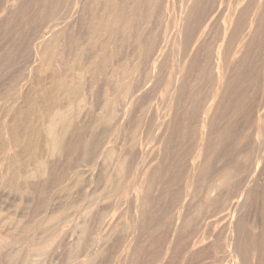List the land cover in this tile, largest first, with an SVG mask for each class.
<instances>
[{
	"label": "bare ground",
	"instance_id": "obj_1",
	"mask_svg": "<svg viewBox=\"0 0 264 264\" xmlns=\"http://www.w3.org/2000/svg\"><path fill=\"white\" fill-rule=\"evenodd\" d=\"M9 1L4 2V5ZM11 1L9 2V6L12 10H8L11 12L10 17L7 18L8 16L5 15L7 18H5V21H3V17H0L4 22V26L1 24L2 28H11L8 25L16 21L14 18L16 16L20 18L19 21L17 20L20 26L26 27L34 20V14L38 10H40L38 13L41 12L40 17H44V20H46L47 16H50L51 20L55 21V23L52 27L50 26L51 30L47 35L43 34V32H36L38 34L36 35L33 29L34 32L31 35H35V38H32L34 41L30 39L31 36L27 39L28 42L32 41L28 44L30 45V51L32 50L33 53H31L32 51L26 53L33 54V58L41 62L42 65H37V62L36 66L33 61V65H35L34 69H29V71L26 69L27 72L22 76L7 78L5 73L8 72L7 66H10L8 61L12 60V58L9 59L10 56H8V53H5L6 55L4 54V58L0 57V78H2L0 79V81L2 80V85L0 84V188L3 187L5 190L7 189L22 194L23 198L21 195L19 196H21L23 199L22 202H24L25 194L33 193L40 188L41 184L43 185L47 181H50V183L60 182L65 188L66 186H77L78 190L76 191H78V194L76 195L79 197V202L76 201L77 207L76 205L75 207L78 210L76 215H79L77 219L80 217V221L78 220V222L76 219L77 224L75 225L76 228H74L77 229L74 230V235L76 236L69 246V248L78 250V255L75 254L77 258L74 257V259H77L76 264H102V260L108 257H110L109 264H143L145 262L142 261L148 250L154 249L152 246H155L157 250L151 256L150 253L148 259L147 257L145 258L146 264H172L170 261L174 259L173 256L178 251L176 250L178 240L184 241V239L180 240V238H182L183 229L186 227L185 225L191 221L190 214L192 211L190 210L195 205V200L199 196H204L208 200L206 202L214 206L213 208H215L214 211L216 212L214 214H220V217L222 216V219L224 218V220L220 218L224 226L220 233L218 231L221 229L215 231L219 233H217L218 237L214 235L216 238L212 235L213 233H209V228H206L208 232H203L205 234L201 235V238L199 237L201 231L197 230V233L200 231L198 237L199 240L201 239V245L195 244L199 245L198 247L196 246L198 250L194 252L196 247L194 250L192 248L193 246L191 248L187 247L186 253H179L180 257L182 255L184 258L185 254H188V248L192 249L196 253L195 256L198 257L197 252L200 254V250L203 248L201 247L199 249L202 246V241L210 240L208 246L206 245L204 248L208 247L207 251H211L212 260L214 259L212 262L214 264H224V262L229 264H264V213L260 215L259 226L257 224L260 228L257 235H255V232L254 234L251 233V227L254 222L252 221L253 223L250 226L246 224L252 214L251 209L254 203L256 205L257 203L259 204L257 201H260L261 208L264 207V185L260 186L264 184V177H262L264 174V63L259 65L261 67L259 73H253L255 75L257 74L256 76L260 74V78L259 76H255L256 79L259 78L258 81L256 80V83H254L253 81L255 80H252L255 85L259 83V87L255 86L253 88L257 90V93L260 90V97L263 99H260V108L257 111L255 110L256 113L253 112V115L250 112L254 117L251 115V118H247V120L252 119L250 128L253 129L251 126H254V134H252L253 131L249 132L250 130H248L247 133H251L248 134L252 137L250 136L249 140L245 142L246 145L241 147L239 145H242V143L238 144L236 147H241L239 150L234 147L235 152L237 150L236 154L234 153V160L229 159L232 157L223 159L224 156L220 150L221 147L225 148L223 145L232 141L235 135L241 130L235 131L233 128V137L232 133L228 135L230 133L227 132L228 130H222L225 127L230 131L232 130V128H228V126H231V121L229 125L227 124L225 126L230 120V117L223 124L227 119L224 120L225 116L222 117L220 115L226 108L228 110L231 103V106L234 107V99L231 103L229 99H232L231 94L233 96L236 94L235 91L232 93L234 87L231 89L229 84L231 80L227 83L226 77L228 78L230 76L233 68L237 73L238 71L241 73L246 70L249 72V65L247 64L251 62L248 60L251 58L249 56L252 53L254 55L256 54V57L257 53L260 52L257 57L262 56L261 50L257 48L260 47V44L263 47L264 0H245L243 2H241L242 0H236L235 2L238 1L241 4L238 5L236 3L238 5L235 10L236 15H233V19L231 18L232 21L229 19L231 24H228L229 27H225L224 31L221 30L222 28L220 30L219 28H215L214 24L216 23L211 24L209 22L215 19L216 16L211 19L214 15L212 8L210 11L213 13L210 14V17L208 16L209 20L208 17L206 19L207 21L202 20V16L207 12L205 10L207 6L211 7L209 4L207 5L209 0H180L179 8H176L177 10L172 9L174 10L173 13L169 8L170 4H165L167 3L166 0L164 4L162 3L163 0L161 2L162 4L158 3L157 0H103L109 6V11L107 8L109 14L104 13L106 16H102L101 13L103 12L100 9L101 15L97 13L100 17L102 16L100 19L97 15L100 21L96 18V13H93L94 10L98 11L99 9H92L90 7L91 4L89 5V12L92 15L91 17H93V14H95V17L90 20L88 13H85L86 5L88 2L91 3V0H78L77 11H75L76 13L74 15L72 14L75 9V2L71 0H63L62 2L60 0H30L33 3V10L31 9V13L29 12L30 17L28 19H25V16H23L24 12L22 13V9H28L25 4V8H23L22 0H19V2L15 1V3H11ZM175 1L178 2V0ZM214 1L216 2V0ZM256 1H258V4H256ZM98 2L102 1L98 0ZM103 3L99 6H102ZM172 4L171 6H173ZM216 6V14H219V12L223 15L226 14L224 11L221 13L224 7L223 0ZM233 6L232 4L231 8ZM56 7H58L57 11ZM94 7L96 6L94 5ZM91 9L93 10V14H91ZM102 9L104 12L106 11L104 7ZM227 11L229 13V7ZM25 13L27 12L25 11ZM25 15L27 17V14ZM171 15H173V18H171ZM229 15H226V17ZM87 19H89V22L85 21V23L84 20ZM171 19H173L172 22ZM171 23L172 26H175V38L173 35V42L164 44L166 47L164 46L165 48H163L161 45L164 42L165 32L169 31L170 34V29L173 28L170 26ZM42 25L45 27L44 23ZM220 26L223 27L222 24ZM209 27L212 29L214 27L213 30H219L220 33L223 32L224 35H228V38H226V41L219 43L221 45L218 43L215 44L220 40H211L213 37L209 38L211 41H207L206 48L199 53L194 47L197 44L200 46L201 43L199 44V42L203 40L207 32L210 34L211 30L208 29ZM41 29L43 30L44 28ZM46 29L45 33L50 28L48 30ZM9 30L8 32L11 33ZM219 32H216L218 33V37L214 33L211 35L213 36L214 34L219 39V35H221ZM3 35L1 38L6 43L4 39L5 35ZM13 35L15 36V34ZM206 36L208 37L209 35L207 34ZM206 36L205 40H208ZM15 39L18 40L19 38ZM100 41L102 46L109 47V57H107V59L109 58V62L104 64L102 61L103 64L101 63L102 66H108L109 63V90L103 92L100 96L101 100L99 99V103L98 98L96 99V95L93 96L94 92L91 91V86H94V84L90 85V83L92 82V77L96 74L98 75L97 68L99 69L100 67V65L98 67L99 61H97L99 60L97 56L99 57L98 54L100 51L95 52L94 50V46ZM22 45L24 47V44ZM215 46L218 47L216 48ZM2 51L0 52L1 54L3 53ZM193 51L197 52L196 56ZM101 52L100 54H102ZM15 54L17 53L15 52ZM196 57H199L198 61ZM229 58L232 59L231 65H233V68L231 69L232 71H228L229 75L227 76L224 69L228 64ZM107 59H105V62ZM196 62L199 65V68L196 67V71L198 69L199 74L197 73L198 76L193 78L192 72L194 71L196 73L193 70ZM252 63L254 64V62H251L250 65ZM30 64H28V67ZM33 65H31L32 68ZM254 67L255 65L250 68ZM151 70L155 72L156 78L152 77L154 81L152 84H148L152 81L150 79L147 85L145 83L146 73ZM3 71L7 72L4 73ZM106 72H103V74H107ZM247 74L244 75L247 76ZM235 75L237 76L238 74H234L233 76ZM248 76L250 77L251 75ZM251 77L253 79L254 76ZM148 78L150 77L147 75ZM249 82L252 83L251 81ZM144 84H146L145 88L146 86L152 85L153 87H150V90H153V92L151 91L152 93H150V91L145 90L143 88ZM217 85L218 87H215ZM249 86L251 84L248 87L244 84V89L249 88ZM236 89L238 88L236 87ZM241 90L243 91V87ZM241 90L239 93L242 92ZM236 91L238 92V90ZM249 92L251 91L249 90ZM246 94L245 96L247 97L248 95ZM238 96L240 94L236 97ZM154 97L155 100H153ZM240 98L238 103H242V99H245V97ZM254 100H251V102ZM22 101L26 102L25 111H20L19 109L21 107H19V103ZM149 101H151V104L148 103ZM95 102L101 105V110L98 112H96L93 106ZM254 102L256 104L259 103L258 101ZM254 102L253 105L255 106ZM228 103L230 104L227 107ZM235 104V106L240 105V108H243L241 104H237V101ZM242 105L244 106L245 103ZM247 106L244 107L247 108ZM236 108L239 109V107ZM248 108V111H254L250 106ZM229 110L228 112H230ZM241 111L245 112L243 109ZM241 111L239 110V112ZM219 116L224 119L222 120L221 118L219 120ZM236 117L233 116L234 119ZM217 120L223 121V123L219 122V126H221L220 123L224 125L220 129L224 133L221 136L215 130V126L218 129L220 128L216 125ZM233 121L235 122L236 120ZM245 122L249 125L250 121ZM235 126L236 123L233 127ZM242 128L241 132H246L244 126ZM236 132L237 134H235ZM241 132L239 133L240 136H236L240 137V141H242ZM230 137L232 138L230 139ZM243 137L245 136L242 135ZM245 138L247 139V137ZM125 139L130 141L128 146H126L127 141L125 144ZM236 140L238 141L237 138ZM237 141L234 143L237 144ZM180 142L184 143L182 144L184 146L176 150V144ZM134 148L136 149L134 150ZM176 158L178 162L175 163ZM179 160H182V162ZM239 175L242 176L239 180H244V182L242 181L244 186H242L243 184L241 185L243 188L237 190V187L235 190L233 186L229 187L228 190L227 186H230L231 181L233 182V179L239 177ZM178 180L182 182V185H180L181 191L178 194L180 204L183 200L182 196H186V200L180 206H178V201H174L175 199L172 197L175 193L171 196L169 195L170 191L173 190L172 187ZM239 180L238 182H240ZM237 184H234L235 187ZM100 188L102 193L103 190L105 191L103 196L109 194L107 197L105 196L106 198L114 196L116 199H124L122 200L124 206L121 207L122 210L118 208L120 210L119 213H121L118 214L116 211L118 215H115V218L112 217L110 221L106 220L107 226L105 233L103 232L104 230L102 231L104 234H102V238L100 237L101 242H99L100 244H94L95 241H98V239H95L97 235L95 236V233H93L98 230L95 229L97 223L91 219L92 224L96 223L94 225L95 227L93 226V231L92 224L88 218L96 214L93 213L97 209H94L95 205L101 198ZM216 189H218V192L215 191ZM167 194L171 199L173 198L172 201H169ZM103 200L105 201L107 199ZM101 201H99V204H101ZM197 201L199 200L197 199ZM22 202H19L20 205ZM107 203H109V199ZM99 204L97 205L102 210ZM20 205L16 203L15 206L18 208ZM113 206L114 203L110 207L112 208ZM116 207L118 206L115 205ZM197 207L199 208L200 206L197 205ZM36 208L31 212L25 213L24 216H21L24 210L21 215L17 209L15 211L12 210L14 213H12V217L4 215L0 211V226L2 227L0 229L10 228L11 232L9 235H13L14 242L18 241V243H21L23 240V246L26 244L25 249H21L23 248L22 244L21 248H18L19 246H16L13 242L17 248H12L14 251L11 252V250L10 253L6 251L5 257L9 260L11 259L14 264H42L43 261L41 260L42 262L40 263L39 257L41 258L43 256L44 258L46 252L49 251L48 249L51 248L53 242H56L55 240L58 239L66 226L67 218L64 215H62L63 217L60 215L63 213L61 210L58 211L57 209L55 211L57 214H55L54 209H52L51 211L53 213L51 214V211L45 207V209H48V212H45V210L40 211L43 213L37 217L38 208ZM20 211H22L21 208ZM257 211L260 210L258 209ZM127 213L130 219L127 218L129 222H125L128 224L124 227L126 229V233L124 232L125 235L120 237L122 239L119 238L121 245L117 247L116 243L115 247V244H112V247H114L112 248L113 251L111 250L109 252L110 249L106 247V244L107 242L109 243V239L112 236L114 237L115 232L119 229L118 222L124 220L122 216ZM19 215L24 219L19 218ZM192 216H194V213L191 214ZM120 218L121 220L119 221ZM213 221L218 222L216 219ZM213 221L209 220L208 222L212 223ZM123 222H121L122 225H124ZM198 222L201 226L200 220ZM208 222H205L208 225L207 227H211L212 229L216 227L212 226L213 223L209 224ZM163 223H166V226L169 224L172 227V229L169 227L172 232L169 230L170 236L169 231H166L170 237L162 234L163 230L161 231L162 233H159L162 235L157 234L166 238V240L163 239L165 241L162 243V238L156 237V239L161 240V245L158 243L157 247L154 242L156 240H154L153 231L154 229L157 231L163 227ZM101 224V227L104 226ZM218 224L220 227V222ZM100 226H97L99 230H101ZM194 228L196 230V226ZM194 230L193 232L196 235V231ZM212 232L214 231L212 230ZM194 233L191 232L188 239L190 235L193 238L192 234ZM5 239L0 234V248L4 245ZM115 239L116 237L113 240L114 242L118 241L117 239L115 241ZM188 241L190 243V240ZM193 241L191 239V245L194 243ZM200 241L198 242L200 243ZM182 242H179V246L187 244ZM34 243L38 244L34 245ZM205 244L207 243L205 242ZM120 247L122 250H120ZM179 248L182 249V247ZM1 250L0 254H2ZM190 251L189 253L193 257V253ZM37 254L39 257L36 256ZM199 257L202 258L201 256ZM3 260H6V263L9 262L7 259ZM175 260L173 261L175 262ZM188 261L190 260L188 259ZM188 261L185 264L189 263Z\"/></svg>",
	"mask_w": 264,
	"mask_h": 264
},
{
	"label": "rangeland",
	"instance_id": "obj_2",
	"mask_svg": "<svg viewBox=\"0 0 264 264\" xmlns=\"http://www.w3.org/2000/svg\"><path fill=\"white\" fill-rule=\"evenodd\" d=\"M1 2H0V6L2 7H0V17H3V21H5V15L6 16H8L7 18H9L10 17V14H11V12H9V11H11L12 9H11V7L9 6L10 5V1L6 4V5H4V2L6 3V1L4 0V1H2V0H0ZM15 1L16 2H19V0H12L11 1V3H15ZM32 1V0H31ZM61 2L63 1V0H60ZM71 1H73V2H75V9H74V12H73V14L72 15H74V13H76L75 11H77V6H78V0H71ZM80 1V0H79ZM99 1H102V2H98V0H95V1H92L91 0V3H87V5H86V9H85V13L87 14L88 13V15H89V17H88V15H86L85 14V16H87L88 18H90V20H91V18H93V17H95V14H93V13H96V16L98 15L99 17H100V15L102 14V16H106V14L108 13L109 14V12H107V8H108V11H109V6H108V4H105L106 2L105 1H103V0H99ZM167 1V3H165ZM163 0V2H162V0L161 1H158L157 0V2L158 3H165V4H170V6H171V3H173L172 5L173 6H169V8H170V10H172V9H174V10H177L179 7H178V5H179V1L180 0H178V2L177 1H175V0H169V2H168V0ZM172 1V2H171ZM210 1H211V3H210ZM222 0H216V2L214 1V0H209L208 2L209 3H207V5L209 4L211 7H208L207 6V9H205L207 12H205L204 13V15L202 16L203 18H202V20H206L207 19V17L209 16H211L210 14L211 13H213L214 15L211 17V19H213L214 18V16H215V19H213V20H215V21H209V22H211V24H214V23H221L222 25H223V27L222 26H220L219 24H217V27H216V24H214V27L215 28H219V30H220V28H222L221 30H223L224 31V28L225 27H229V25L228 24H231V21H232V19H233V15H236V13H235V10H236V7L239 5V4H241V3H238V1L237 2H235L236 0H223V8H222V10H221V13L224 11V13H226L225 15H223V14H220V12H219V14H216V8H217V6L216 5H218L220 2H221ZM243 1H245V0H242L241 2H243ZM22 3H23V6H24V4H25V6H27L26 8H28L27 10L26 9H22V13L24 12V15L23 16H25L24 18L25 19H28L30 16H29V12L31 13V9L33 10V3L32 2H30V0H22L21 1ZM26 2H28V3H26ZM30 2V3H29ZM98 2V3H97ZM104 2V3H103ZM171 2V3H170ZM176 2V3H175ZM181 2V1H180ZM215 2V3H214ZM234 2H235V4H234ZM257 3L256 4H258V1H256ZM32 3V4H31ZM101 3H103L102 4V6H99V5H101ZM161 3V4H162ZM238 5H237V4ZM27 4V5H26ZM91 4V5H90ZM98 4V5H97ZM232 4L235 6H233V8H231L232 7ZM12 5V4H11ZM89 5H90V7L93 9H99L97 12L94 10H92L91 9V14H93V17H91L92 15H90V12H89ZM94 5L96 6V7H94ZM103 5H105L106 6V8H105V6H103ZM225 5H227V6H225ZM25 6L23 7V8H25ZM93 6V7H92ZM108 6V7H107ZM180 6V5H179ZM7 8L6 10L8 11V13H6L7 11L5 10V8ZM104 7V9H106V11L104 12L103 11V8ZM173 7V8H172ZM175 7V8H174ZM213 7H214V9H213ZM227 7V8H226ZM228 7H229V13H228V11H227V9H228ZM4 8V9H3ZM30 8V9H29ZM57 9H56V11L58 10V7H56ZM177 8V9H176ZM210 8V9H209ZM211 8H212V11H210L211 10ZM226 8V9H225ZM230 8H231V12H230ZM4 11H3V10ZM100 9H101V12H103V13H101L100 14ZM216 9V10H215ZM224 9V10H223ZM174 10H172V13H173V11ZM25 11L27 12V13H25ZM40 10H38V11H36L35 12V18H36V16H37V18L35 19L34 18V20L31 22V23H29L28 24V26H26V27H21L20 26V23H18V21H19V16H16V17H14L15 18V22H12L11 24H9L8 26H11V28L10 27H8V26H6V27H8V28H5V27H3L4 28V30H3V28H2V26H4V22L2 21V19L0 18V47H2L1 48V50H0V52L2 51V50H6V51H2L3 53L1 54V56L0 57H5V55L8 53V56H10L9 57V59L10 58H12V60H9L8 58V64H10V66H7V68H8V72L10 73H8L7 71H5V72H7V73H5L4 71V73L6 74L5 76L8 78H15V77H17V76H22V75H24V73H26L27 72V70L29 71V69H34L35 68V65L37 64V62H38V60L37 59H34L33 58V54L32 55H30L31 53H33V51L31 52L30 51V42H32V41H34L33 39L35 38V35L34 34H36V35H38L37 33H42L43 32V34H48L49 32H50V30H51V27L53 26V24L55 23V21H52L51 20V17L49 16H47V18H46V20H44V17H40V13H38ZM92 11H93V13H92ZM227 11V12H226ZM3 13V14H2ZM5 13V14H4ZM97 13H99V14H97ZM104 13H106L105 15H104ZM170 13H171V11H170ZM171 13V14H172ZM207 13V14H206ZM25 14H27V17H26V15ZM107 14V15H108ZM228 14H230L229 16H230V18H229V16H227L226 17V15H228ZM2 15H4V16H2ZM205 15H207V16H205ZM232 15V16H231ZM98 16L96 17L97 19H98V21H100L99 20V18H98ZM101 16V17H102ZM173 15H171V18H173L172 17ZM86 17V18H87ZM101 17H100V19H101ZM209 17H208V20H209ZM217 17H218V20H217ZM6 18V19H7ZM223 18V19H222ZM232 18V19H231ZM85 19V18H84ZM222 19V20H221ZM229 19H231V21H229ZM18 20V21H17ZM36 20H37V22H36ZM40 20V21H39ZM42 20H44V21H42ZM49 20V21H48ZM172 20L173 19H171V22H172ZM226 20H228L229 21V23H228V21H227V23H226ZM85 21H88L89 22V19H87V20H84V22ZM96 21V20H95ZM207 21V20H206ZM217 21V22H216ZM219 21V22H218ZM222 21V22H221ZM225 21V22H224ZM2 22V23H1ZM87 22V23H88ZM15 23V24H14ZM44 23V26L45 27H43V24ZM86 23V22H85ZM1 24H2V26H1ZM39 24L41 25L40 27H39ZM211 24L209 23V25L211 26ZM227 24V25H226ZM32 25V26H31ZM34 25V26H33ZM219 25V26H218ZM20 26V27H19ZM37 26H38V28H37ZM48 26V28L46 29V27ZM51 26V27H50ZM170 26L171 27H173V28H171V29H173L172 30V32H171V29H170V34H169V31H167V32H165V35H164V42H163V46L161 45V47H163V48H165L166 47V45H164V44H169V43H172L173 42V40H174V38H175V26H172V23L170 24ZM169 26V27H170ZM35 27V28H34ZM212 27V26H211ZM211 27H209L208 29H210L211 31H210V34H209V32H207L206 33V35L208 34L209 36L207 37L206 35H204V37H203V40L202 41H200L199 42V44H200V46H198V44L194 47L197 51H199V53L201 52V50H204V48H206L205 47V45H206V43L208 44V42H210L211 40H213V39H217L219 42H216L215 44H219V43H221L222 41L224 42V41H226V38H228V35H224V33L222 32V33H220L219 32V30H213L214 29V27H213V29L211 28ZM13 28V29H12ZM17 28H19V29H17ZM21 28V29H20ZM41 28H44L43 30L41 29ZM50 28V29H49ZM5 31L4 32V35H5V37H4V39H5V42L6 43H4L3 41L4 40H2L3 38H1L2 37V35H3V31ZM9 31H11V33H12V36H11V33L10 32H8V30ZM14 30V31H12V30ZM31 29V30H30ZM35 30V32H34V30ZM38 29V30H37ZM45 29L46 30H48V31H46L47 33H45ZM27 30H29V31H27ZM169 30V29H168ZM212 30H213V32H212ZM2 31V32H1ZM207 31H209V30H207ZM219 32V34H221V35H224V36H221V35H219V39L218 38H216V36L214 35V34H216L217 35V37H218V33H216V32ZM20 32V33H19ZM34 32V34H33V36L31 35V33H33ZM37 32V33H36ZM174 32V33H173ZM214 33L213 34V36L211 35L212 33ZM1 33H2V35H1ZM9 33H10V35H9ZM17 33V34H16ZM13 34H15V36L13 35ZM19 34V35H18ZM3 35V36H4ZM25 35V36H24ZM29 35V36H28ZM172 35V36H171ZM173 35H174V38L172 39V37H173ZM19 36V37H18ZM23 36V37H22ZM31 36V37H30ZM205 36L208 38V40H205ZM26 37V38H25ZM30 37V39L32 40V41H30V39H29V41L30 42H28V38ZM34 37V38H33ZM171 37V38H170ZM211 37H213L211 40H209V38H211ZM221 37V38H220ZM225 37V38H224ZM15 38H19L18 40H16ZM22 38V39H21ZM33 38V39H32ZM264 38V37H263ZM11 39V40H10ZM21 39V40H20ZM27 41H26V40ZM167 39V40H166ZM223 39V40H222ZM206 42H205V41ZM216 40V41H217ZM168 43H167V42ZM208 41V42H207ZM14 42V43H13ZM263 47H264V39H263ZM3 43H4V45H3ZM18 43V44H17ZM24 44V47H22L23 45L22 44ZM27 43V44H26ZM29 43V44H28ZM100 43V44H99ZM9 44V45H8ZM238 44V43H237ZM27 45H29L28 47H27ZM98 45V46H97ZM203 45H204V47H203ZM219 45H221V44H219ZM218 45V46H219ZM9 46V47H8ZM11 46V47H10ZM13 46V47H12ZM165 46V47H164ZM203 48H202V47ZM218 46H215L216 48L218 47ZM260 47L259 48H257L258 50L260 49L261 50V55L262 56H260V57H257V56H259V54H260V52L259 53H257V56L255 57V55L252 53L250 56H249V58L251 59H249L248 61H251V62H254V64L252 63L251 65H250V63L251 62H248L249 64H247V65H249L248 67H249V72L246 70V71H243V72H241V73H239V71H238V73L235 71V69L233 68V65H231L232 63H231V58H229L228 59V64L226 65V67H225V69H224V71H225V73H227V76L229 75V72L230 71H235V72H233L232 71V73H230V76H228V78L226 77V82L228 83L230 80V82H229V84H230V86H231V89H233V87H234V89H233V91H232V93L235 91V93L237 94H240V96H238L239 98L240 97H242V98H244L245 97V99H242V98H240V99H242V103L240 102V103H238L240 100H239V98L238 97H236L237 95L236 94H234V96H233V94H231V97H232V99L230 98L229 99V102L231 103L232 101H233V99H234V102L236 103V101H237V104H241V106L243 107V108H240V105L239 106H235L236 104L234 103L233 105H234V107H232L231 105H232V103L230 104V103H228V105H227V107L229 106V104H230V106L228 107V110H229V108H231L229 111L231 112V114H230V112H228V110H227V108L223 111L224 112V114H223V112H222V114L220 115V116H225L224 118H222V117H220L219 116V120L222 118V120L224 119V120H226V121H224V123H223V121L221 122V121H218L217 123H216V125H218L219 126V122H221V123H223V124H225V122H227L228 120H229V118L228 117H230V120L228 121V123H226L225 124V126L228 124L229 125V122H230V125L231 126H228V128H232V132L229 130V129H227L226 127H225V129H222V130H228L227 132H230V133H228V135H230L231 133H232V137H233V134H234V130H233V128L235 129V131L236 130H240L239 131V133L242 131V126H244V129L246 130V132L245 131H243V132H241V134L242 135H244L245 137H247V139L245 138V137H243L242 138V135H241V139H242V141H240L239 140V136H240V134L238 133L237 134V132L235 133V134H237V135H239L238 137H236L237 135H235V137L232 139V141H229L227 144H224L223 146L225 147V148H220V150H221V154L224 156V158L223 159H228L229 157H232V158H229L230 160H234V158H235V154H236V152H237V150H236V152H235V148L237 149L238 148V150L241 148V147H244L246 144H245V142H247L248 140H249V138H250V136L251 135H249V134H251V133H249V132H252L253 131V133L252 134H254V132H255V128H254V126H251V127H253V129H251L250 128V123H251V120L252 119H249V120H247V118L248 117H250L251 118V115L253 114L254 115V113L253 112H255V110L257 111L258 110V108H260V104H261V100L260 99H262V97H260V90H259V88H257L259 91H258V93H257V90H255L254 88H255V86L256 87H259L258 86V84L259 83H257L256 85L255 84H253V82L254 83H256V80L258 81V79L260 78V74H258V76H259V78L258 79H256V77H258V76H256L255 74H253V73H259L260 72V69H261V67L259 66V65H262L264 62V48L263 47H261L262 46V44H260L259 45ZM16 47H17V49H16ZM95 48H94V50H95V52H98V51H100L101 52V50H102V54H100V52H99V57L97 56V58L99 59V60H97V61H99V63H98V67H99V65H100V67H101V69H100V67H99V69L97 68V73H98V75L96 74L95 76H93L92 77V82L90 83V85L92 84H94V86H91L90 88L92 89H90L91 91H93L94 92V94H93V92H92V94H93V96H95L96 95V99L98 98V100L100 99V96L103 94V92L104 91H106V90H109V74H108V72H109V63H108V66H102V64L104 63V64H107V62H109V58L107 59V57H109V47L107 48V47H104V46H102V44H101V41L100 42H98L95 46H94ZM99 47V48H98ZM4 48V49H3ZM22 48V49H21ZM24 48V49H23ZM102 48V49H101ZM106 48V49H105ZM201 48V49H200ZM261 48H263V49H261ZM19 49V50H18ZM29 49V50H28ZM99 49V50H98ZM194 49V50H195ZM199 49V50H198ZM22 50V51H21ZM104 50V51H103ZM195 50V51H196ZM24 51V52H23ZM195 51H193V53L195 52ZM15 52L17 53V54H15ZM18 52H19V54H18ZM26 52H31V53H26ZM105 52V53H104ZM107 52V53H106ZM6 53V54H5ZM25 55H24V54ZM196 53L197 52H195L194 54H195V56H196ZM5 54V55H4ZM13 54V55H12ZM104 54V55H103ZM14 56V57H12V56ZM23 55V56H22ZM102 57H101V56ZM105 55H106V58H105ZM30 56H32V57H30ZM104 57V58H103ZM253 57V58H252ZM29 58V59H28ZM96 58V59H97ZM199 58V57H198ZM198 58L196 57V59H197V61H198ZM2 59V58H1ZM15 59V60H14ZM26 59V60H25ZM105 59H107L106 60V62H105ZM255 59V60H254ZM14 60V61H13ZM18 60H19V62H18ZM31 62H30V61ZM7 61V60H6ZM33 61H34V63H35V65H33ZM102 61H103V63H102ZM17 62V63H16ZM258 62H260V63H258ZM19 63V64H18ZM29 63H31L30 64V66L28 67V64ZM102 63V64H101ZM198 62H196V65L194 66L195 68H193V70H195L196 71V67L197 68H199V65L197 64ZM256 63V64H255ZM42 65V63L41 62H38V64L37 65ZM200 64V63H199ZM20 65V66H19ZM31 65H33V68H32V66ZM36 65V66H37ZM39 65V66H40ZM229 65V66H228ZM253 65H255V69L254 68H250V67H252ZM259 66V67H257V66ZM17 66V67H16ZM16 67V68H15ZM25 67H28V68H25ZM102 67H104L103 69H102ZM7 68H6V70H7ZM10 68V69H9ZM12 68H13V70H12ZM106 68V69H105ZM108 68V69H107ZM233 68V69H232ZM27 69V70H26ZM232 69V70H231ZM252 69V70H251ZM20 70V71H19ZM23 70V71H22ZM25 70V71H24ZM253 70H255L254 72H252ZM107 71V72H106ZM197 71H198V69H197ZM196 71V73L193 71L192 72V76H193V78H196L197 76H198V74H199V71L197 72ZM221 71H223L222 69H221ZM229 71V72H228ZM258 71V72H257ZM102 72V73H101ZM103 72H106L107 74H103ZM150 73V74H149ZM152 73H153V75H152ZM198 73V74H197ZM248 73V74H247ZM21 74V75H20ZM93 74V73H92ZM92 74H91V76H92ZM234 74H238L236 77L235 76H233ZM241 74V76L244 78H242L241 76H239ZM244 74H247V76H245ZM103 75H106V76H103ZM147 75L150 77V78H148L147 79ZM155 75V76H154ZM231 75H232V78H231ZM244 75V76H243ZM248 75H251V76H256L255 78L253 77V79H251L252 77L250 76H248ZM96 76H98L97 78H95ZM103 76V77H102ZM241 77L242 78V80H241V78H239V77ZM105 77H106V79H105ZM152 77H154V78H156V74H155V72L153 71L152 72V70L151 71H147V73H146V84H147V82L148 81H150V79H152V81H151V83L149 82L148 84H152V82L154 81V78H152ZM246 77V78H245ZM98 78H99V80H98ZM105 80H104V79ZM233 78H235L236 79V81H235V79L234 80H232ZM247 78H248V80H247ZM250 78V79H249ZM0 79H2V78H0ZM95 79V81H93ZM97 79V80H96ZM244 80V81H243ZM246 80V81H245ZM252 80H255V81H253L252 82ZM2 81V80H1ZM0 81V82H1ZM98 81H99V83H98ZM155 81H156V79H155ZM235 81V82H234ZM249 81H251L252 83H250ZM233 82V83H232ZM243 82H244V84L246 85V87H248V85H250L251 84V86H249V88H246V89H244L245 87H244V84H243ZM248 82V83H247ZM219 83V82H218ZM217 83V84H218ZM1 85H2V82L0 83ZM96 84V85H95ZM146 84H144V87L143 88H145V85ZM147 84V85H148ZM231 84H233V85H231ZM248 84V85H247ZM1 85H0V90H1ZM103 85H104V87H103ZM254 85V86H253ZM105 87H106V89H105ZM153 87L152 85H149V86H146V88H145V90H148V91H150V93H152L153 92V90H150L151 88ZM215 87H218V85L217 86H215ZM236 87L238 88V89H236ZM241 87V89H242V87H243V91L241 90V89H239ZM254 87V88H253ZM251 88H253V89H251ZM248 89V90H247ZM214 90H216V89H214ZM236 90H238V92L236 91ZM242 91L241 93H239V91ZM249 90L251 91V92H249ZM253 90H255V91H253ZM152 91V92H151ZM98 92V93H97ZM255 92V94H253V93ZM96 93V94H95ZM247 93V94H246ZM98 94V95H97ZM242 94V95H241ZM245 94L246 95H248L247 97L245 96ZM254 96H253V95ZM244 95V96H243ZM250 95H252V96H250ZM257 95H258V97H257ZM237 99H235V98ZM255 98V100H254V98ZM167 98V97H166ZM247 98V99H246ZM249 98H251V99H249ZM253 98V99H252ZM101 100V99H100ZM100 100H99V103H100ZM152 100V99H151ZM153 100H155V97L153 98ZM236 100V101H235ZM243 100H244V102H243ZM249 100H250V103H252L251 105H250V103H249ZM251 100H254V101H258L257 103L258 104H256V102H254L255 103V106L257 105V109L255 108V106L253 105V102H251ZM263 100V99H262ZM246 101H248V102H246ZM24 102V103H23ZM151 101H149L148 103H150ZM155 102V101H154ZM154 102H152V103H154ZM98 102L96 103H94V108L96 109V112H98V111H100L101 110V105L99 104ZM245 103V105L244 106H247V108L246 107H244L242 104H244ZM249 103V104H248ZM99 104V105H98ZM151 104V103H150ZM247 104V105H246ZM98 105V107H96ZM21 106V107H20ZM23 106H25V107H23ZM251 107L252 108V110L254 109V111H248L249 110V108L248 107ZM253 106H254V108H253ZM19 109H20V111H25L24 110V108L26 109V102L25 101H22V102H20L19 103ZM236 107H239V109L238 108H236ZM98 108V109H97ZM235 108V109H234ZM250 108V109H251ZM233 109H234V111H233ZM241 109H243L245 112H243V111H241ZM227 110V111H226ZM239 110L241 111V112H243L244 113V115H242L241 114V112H239ZM250 112H252V114H250ZM248 113V114H247ZM256 113V112H255ZM226 114V115H225ZM229 114H230V116H229ZM237 114V115H236ZM239 114V115H238ZM242 115V116H241ZM247 115V116H246ZM249 115V116H248ZM252 115V116H253ZM227 116V117H226ZM233 116L234 117H236L235 119L233 118ZM243 117H245V118H243ZM254 117V116H253ZM233 118V119H232ZM244 119V120H243ZM233 120H236L235 122L233 121ZM234 123H233V122ZM244 121H250L249 122V125L248 124H246L247 122H245L244 123ZM220 123V125L222 126H219L220 128L218 129V127L217 126H215L216 128H215V130L217 131V133L221 136V135H223L224 133L222 132V131H220V129L221 128H223L224 127V125L223 124H221ZM236 123V126L235 127H233L234 126V124ZM241 124H244V125H241ZM252 124V123H251ZM237 125H238V128H237ZM241 125V126H240ZM248 125V126H247ZM247 126V127H246ZM241 127V128H240ZM250 129H249V128ZM237 128V129H236ZM247 128V129H246ZM248 130H250L248 133H247V131ZM221 132V133H219V132ZM245 133V134H244ZM249 135V136H247V135ZM232 137H230V139L232 138ZM252 137V136H251ZM236 138L238 139V141L236 140ZM245 140V141H244ZM124 141V140H123ZM126 141H127V139H125V144H126ZM236 141H237V144H235L236 143ZM128 143H127V145L126 146H128V144L130 143V141L128 140L127 141ZM183 142V141H182ZM182 142H180V143H177L176 145H177V147H176V150H178L177 148H182L183 146H182V144H184V143H182ZM185 142V141H184ZM235 142V143H234ZM239 142V143H238ZM234 143V144H233ZM240 143H242V145L240 144ZM238 144H240L239 146H241V147H236ZM123 145H124V142H123ZM125 146V145H124ZM227 146V147H226ZM136 147V146H135ZM235 147V148H234ZM136 148H134V150H135ZM226 149V150H225ZM228 149V150H227ZM133 150V152H135ZM227 151V152H226ZM136 153V152H135ZM225 155H224V154ZM235 153V154H234ZM138 156H140V155H138ZM138 160H139V158H138ZM180 162H182V160H179ZM176 162H178V159L176 158V161H175V163ZM241 162H243V160H241ZM134 171V170H133ZM264 172V171H263ZM133 173V172H132ZM181 176V175H180ZM262 177H264V174L262 175ZM235 178H237V179H235ZM234 179H233V182L231 181V185L229 186H227L228 188V190H229V187H233L234 186V189L236 190V188H237V190L239 189V190H241L243 187L242 186H244V184H243V182H244V180H239L240 178H242V176L241 175H239V177H235ZM179 179V178H178ZM180 180V179H179ZM178 180V181H179ZM238 180L240 181V182H238ZM177 181V186H173L172 187V189L174 190H171L170 191V193H169V195L171 196L172 194H174L172 197L175 199L174 201H178V206H180V205H182L183 204V201L184 200H186V196L184 197V196H182V202H181V200H180V202H181V204L179 203V199L180 198H178V194H179V192L181 191V186L180 185H182V182L181 181H179L178 182ZM243 181V182H242ZM179 183V184H178ZM238 183V184H237ZM240 183V184H239ZM264 183V182H263ZM54 184V185H53ZM56 184V185H55ZM58 184V185H57ZM59 184H60V186H59ZM233 184V185H232ZM234 184H237L236 185V187H235V185ZM243 184V185H242ZM53 185V186H52ZM61 185H63V184H61L60 182H57V183H50V181H47V183L46 182H44L43 183V185L41 184V186H40V188L39 189H37V190H39V191H37V190H35L33 193H27V194H25L24 195V199H25V201L24 202H22V198H23V196H22V194H19L18 192H12V191H9V190H5V189H3V187L2 188H0V203H1V205H0V211H1V213L3 212V214L4 215H6V216H13V212H12V210H14L15 211V209H17L18 210V212L20 213V215L23 213V210H24V213H23V215H21V216H24V214L25 213H28V212H31L32 210H34L36 207L38 208V210H37V212H38V216L37 217H39V215H42V213L40 212V211H43V210H45V212L47 211L48 212V209L51 211L52 209H54L53 211L55 212V211H57V209H58V211L59 210H61V212H63V213H61L60 215L62 216V215H64V217L66 216V222L67 223H65V227H64V229L62 230V232H61V234L59 235V237H58V239H56L55 241L56 242H53V244L51 245V248H49L47 251L48 252H46V255H44V258H43V256H41V258L39 257V255L37 254L36 256L37 257H39V261H40V263L42 262V264H76V260L77 259H74V257L75 258H77V251L78 250H75V248L73 249V248H69V246L71 245V242H73L74 241V237L76 236V235H74L75 233V231L74 230H77V229H74V228H76V224H77V222H76V219L78 218V216L79 215H76L77 214V209H76V207H77V205H76V201H78L79 202V197H78V195H76V194H78L77 192L78 191H76V190H78V188H77V186H75V185H72L71 187L69 186H66V188H65V186H64V188H62L63 186H61ZM239 185H240V187H239ZM242 185V186H241ZM262 185H264V184H261L260 186H262ZM1 187V186H0ZM264 187V186H263ZM49 189V190H48ZM104 189V188H103ZM99 190H101V188L99 189ZM99 190H98V193H99ZM178 191V193L176 194V192ZM46 191V192H45ZM176 191V192H175ZM215 191H217L218 192V189H216ZM44 192H45V194H44ZM213 192V191H212ZM16 193H18V194H16ZM41 193V194H40ZM47 193V194H46ZM105 193V191L103 190V193H102V190H101V198L98 200V203L97 204H99V201H101V199H102V196H103V194ZM213 193H215V192H213ZM213 193H211V194H213ZM19 195H21L22 196V198H21V196H19ZM40 195V196H39ZM45 195V196H44ZM109 194H107V196H108ZM168 195V194H167ZM168 195V197H169V201L171 200H173V198L171 199V197ZM106 195H104L103 196V199H107V200H103L102 199V201H104V202H100L101 204H99V205H101L100 207L102 208V210L101 209H99V206L96 204L95 205V207H94V209L95 208H97V209H95V212L93 213V214H97V216H96V214H95V216L93 215V216H91L90 218H88V220L90 221V223L92 224V222H91V219H92V221H95L96 223H93L92 224V227L94 226L95 227V229H98V230H96V231H94V227L92 228L93 229V233H95L94 235L96 236L97 235V237L95 238V236H94V238L95 239H98V241H95V243L94 244H98L99 242H101L100 240H101V238L103 237V235L102 234H104L105 233V228H106V220H111V218L112 217H114L115 215L117 216L118 214H120L119 213V211L120 210H122V208L121 207H123L124 206V204L122 203V200H124V199H116V197H114V196H109L108 198H106L105 197ZM175 196V197H174ZM177 196V197H176ZM77 197V198H76ZM36 198H37V200H36ZM44 198V199H43ZM48 198V199H47ZM176 198H177V200H176ZM185 198V199H184ZM204 198V199H203ZM19 199V200H18ZM20 199H21V201H20ZM40 199V200H39ZM108 199H109V203H107L108 202ZM168 199V198H167ZM197 199L200 201H197ZM195 201L198 203H196L195 202V205H193V210L191 209L190 211H192V213H194V216H192L191 217V214H190V219H191V223L190 222H188L185 226V228L183 229L184 231L182 232V238H180V240H182V239H184V241L182 242V241H179L178 240V245H177V249L176 250H178L177 251V253L175 252V254H174V259H171V263L173 264V263H175V264H181L182 263V261H183V263L182 264H185L186 263V261H188V259L190 260V261H188L189 263H187V264H214L212 261H214V259L212 260V258L213 257H211L212 255H211V251H210V253H209V251H207V249H208V247L207 248H204L206 245L208 246V243H210L208 240L206 241L205 240V242L207 243V244H205V242L204 241H202V246H200L199 247V249L201 248V247H203L202 248V250H200L201 252L203 251V250H205V251H203V253L202 254H204L203 256H202V254H201V252H200V254L197 252V255H198V257L197 256H195L196 255V253H194L196 250H198V246L199 245H195V244H200L201 245V239L199 240V237L201 238V235H204L205 233H206V231L208 230V229H206V228H209V233L211 232V233H213L212 235L214 236V235H217V237H218V234L222 231V227L224 226V223H223V221H222V223H221V219H222V216L220 217V214L218 215V214H214V213H216L214 210H215V208H213L214 206L213 205H210V203L209 202H206V201H208V200H206V198L203 196H199V198H197ZM202 199V200H201ZM5 200V201H4ZM10 202H9V201ZM44 200V201H43ZM120 200H121V202H120ZM3 201V202H2ZM15 201V202H14ZM22 202V204L20 205V203ZM117 201V202H116ZM168 201V200H167ZM11 202H12V204H11ZM106 202V203H105ZM202 202V203H201ZM204 202V203H203ZM257 202H259V204L257 203L256 205H254L253 204V207H252V214H251V216H250V219H249V221L248 222H246V224L248 225V226H250V224H252L253 222V224H256V225H253L252 224V227H251V230H252V232L251 233H253L254 234V232H255V235H257V233L259 232V230H260V228L258 227L259 226V223H260V215L262 214V213H264V207L263 208H261V204H260V201H257ZM2 203H4V204H2ZM6 203V204H5ZM16 203L17 204H19L20 206V208L22 209V211H20V208L18 207H16L15 205H16ZM114 203V206L111 208L110 206H112V204ZM117 203H119V204H117ZM201 205H200V204ZM104 204V205H103ZM12 205H14L15 206V209H14V206H12ZM75 205H76V207H75ZM103 205V206H102ZM115 205H117L118 207H116L115 208ZM120 205V206H119ZM200 206L199 208L197 207L196 208V206ZM212 206V207H210V206ZM104 206H106V207H104ZM108 206V207H107ZM177 206V207H178ZM209 206V207H208ZM12 207H13V209H12ZM45 207L46 208H48V209H45ZM203 207V208H202ZM256 207H258V209L260 210V211H257L258 209H256ZM260 207V208H259ZM36 208V209H37ZM108 208V209H107ZM118 208H120V210H118ZM195 208V209H194ZM200 208H202V209H200ZM208 208H210V209H208ZM255 208V209H254ZM40 209H42V210H40ZM111 209V210H110ZM114 209V210H113ZM200 209V210H199ZM208 209V210H207ZM254 209V210H253ZM3 210V211H2ZM49 211V212H50ZM53 211H51V214L53 213ZM94 211V210H93ZM114 211V212H113ZM118 212V214H117V212ZM205 213V215L207 216V218H206V216L204 215V213ZM209 213H208V212ZM7 212V214H5ZM213 212V213H212ZM10 213V214H9ZM13 213V214H12ZM79 213V212H78ZM98 213H99V216H98ZM111 213H113V214H111ZM196 213V214H195ZM203 213V214H202ZM211 213V214H210ZM55 214H57L56 212H55ZM58 214H59V212H58ZM199 214V215H198ZM210 214V215H209ZM19 215V218L21 217ZM108 215H110V216H108ZM213 215V216H212ZM215 215H217L216 217H218V218H216V217H214ZM11 216V217H12ZM26 216V215H25ZM103 216V217H102ZM115 216V217H116ZM125 216H126V219H125ZM211 216H212V218H211ZM252 216H253V218H252ZM63 217V216H62ZM114 217V218H115ZM224 217V216H223ZM21 218H23V217H21ZM98 218V219H97ZM102 218H103V220H102ZM127 218H129L130 219V217H129V215H128V213L127 214H125L124 216H122V219H124V220H121V218L119 219V221L120 222H118L119 224V226H118V230L115 232V235H114V237L112 236V238H110L111 239V242H110V239H109V243L107 242V244H108V246H107V244H106V247L108 248V249H110L109 250V252L112 250V248H114V247H112L114 244H115V247H116V243H117V247L118 246H120L121 245V242L119 243V241H120V239H122V238H120V237H123L125 234H124V232L126 233V229L124 228V227H126L128 224L127 223H125V222H129V219H127ZM196 218V219H195ZM203 218H204V220H203ZM208 218H210V219H208ZM218 221V222H216V224H215V222L213 221V220H215V219ZM221 218V219H220ZM24 219V218H23ZM79 219H80V217H79ZM79 219H77V221L79 220ZM93 219H96V220H98V221H96V220H93ZM100 219V220H99ZM211 219H213V220H211ZM252 219V220H251ZM256 219V220H255ZM20 220H22V219H20ZM101 220H102V222H101ZM128 220V221H127ZM200 220V222H201V226H200V224H199V222L197 223V221H199ZM213 221L212 223H210V222H208V221ZM222 220H224V218L222 219ZM24 221V220H23ZM80 221V220H79ZM78 221V222H79ZM124 221V222H123ZM203 221V222H202ZM253 221V222H252ZM76 222V223H75ZM104 222H105V224H104ZM121 222H123V224L124 225H122V223ZM194 222V223H193ZM208 222L209 224H212V226L214 227V226H216V227H218V228H214V229H212L211 227H207L208 225H206V223ZM220 222V227H219V223ZM258 222V223H257ZM102 223L104 226H100V224ZM101 224V225H102ZM164 224V223H163ZM197 224V225H196ZM257 224H258V226H257ZM165 226H166V223L164 224ZM163 225V227H161L160 229H158L157 231H155V229H154V231H153V234H154V240H156V241H154L155 242V245L158 247V243L160 244L161 243V238H162V240L163 239H165L166 240V238H163L164 236H159V235H162V234H164L165 236L167 235V237H170L171 236V234H170V231L172 232V230H170L169 229V227L172 229V227L169 225V224H167V226L165 227ZM189 225V226H188ZM97 226H100V229L101 230H99V228H97ZM192 226V227H191ZM194 226H196V230H194L195 228H194ZM206 226V227H205ZM211 226V225H210ZM197 227H198V229H197ZM200 227V228H199ZM203 227H205V228H203ZM255 227H256V229H255ZM0 228H2L1 226H0ZM188 228V229H187ZM202 228V229H201ZM8 229V230H7ZM125 231H124V230ZM165 229H168V230H165ZM210 229H212L214 232L215 231H217V230H219V229H221V230H219L218 232H212V230L210 231ZM104 230V231H103ZM122 230V231H121ZM163 230V231H162ZM164 230H165V232H164ZM170 230V231H169ZM193 230L194 231H196V235H195V233L193 232ZM197 230H200V231H198V233H199V235H198V233H197ZM98 231H100V233H98ZM104 233H103V232ZM120 233H119V232ZM163 233H162V232ZM169 233V235H168V233ZM189 231H190V233L192 232V233H194V234H192V236H193V238L191 237V235H190V237H189V239H188V236H189ZM207 231V232H208ZM10 232H11V229L10 228H3V229H0V234H1V236H2V238H6L5 239V243H4V245L2 246V248H0V249H2L1 251H2V254H0V264H9V263H11V264H14V262L10 259H8V258H6L5 257V253H6V251H7V253H8V251H9V253H10V251L12 250V248H14L15 249V247L18 245L19 247L18 248H21V244H22V247L23 248H21V249H25V247H26V244H24V246H23V243H24V241L22 240L21 241V243L19 242L18 243V241H16V242H14V238L12 237L13 235H9L10 234ZM158 232V233H157ZM162 233V234H159V233ZM203 232H205V233H203ZM96 233H98V234H96ZM117 233V234H116ZM167 233V234H166ZM187 233H189V234H187ZM201 233H203V234H201ZM218 233V234H217ZM157 234H159V235H157ZM185 234V235H184ZM99 235V236H98ZM117 235V236H116ZM156 235V236H155ZM195 235V236H194ZM4 236V237H3ZM102 236V237H101ZM199 236V237H198ZM101 237V238H100ZM116 237V239L118 240V241H116V239H115V241L116 242H114L113 240H114V238ZM156 237H159L160 239H156ZM184 237H187V238H184ZM215 237V236H214ZM120 238V239H119ZM198 240V241H200V243L196 240V239ZM216 238V237H215ZM215 238H213V239H215ZM187 239V240H186ZM191 239L192 240H194L192 243L195 245H191L190 243H191ZM157 240H158V242H157ZM159 240H160V242H159ZM165 240H163V242L162 243H164V241ZM188 240H190V243H189V241ZM195 240H196V242H198V243H196L195 242ZM4 241V240H3ZM20 241V240H19ZM167 241H168V238H167ZM187 241V242H186ZM13 242H14V244H16V246L13 244ZM97 242V243H96ZM179 242H182V243H189L188 245L187 244H185L184 246H183V244L181 245V246H179L180 244H179ZM69 243V244H68ZM118 243H119V245H118ZM204 243V244H203ZM35 244H38V243H34V245ZM94 244H93V246H94ZM100 244V243H99ZM113 244V245H112ZM154 245V244H153ZM161 245V244H160ZM67 246V247H66ZM193 246V247H192ZM197 246V247H196ZM122 247V246H121ZM120 247V250H122V248ZM154 247V249H152V250H148V252L146 253V255H145V257H144V260L142 261V262H145V263H143V264H146L147 262H146V260H145V258L147 257V259H148V257H150L151 255H152V253H155L156 252V250L157 249H155V246H152V248ZM179 247H182V249H185V250H182V249H180ZM186 247V248H185ZM187 247H192L193 248V250H194V248H195V250H194V252H193V250L192 249H190V248H188L189 250H188V254H185V256H184V258H183V256L181 255V257H180V254H182V252H184V253H186L187 252ZM17 248V247H16ZM69 248V249H68ZM180 250H179V249ZM14 249L11 251V252H13L14 251ZM67 249V250H66ZM71 249H73V250H71ZM151 249V248H150ZM182 250V251H181ZM192 251V253H193V257H191L192 256V254L190 255V253H189V251ZM71 251V252H70ZM76 251V252H75ZM113 251V250H112ZM190 251V252H191ZM181 252V253H180ZM69 253H70V256H69ZM151 253V254H150ZM180 253V254H179ZM183 253V254H184ZM75 254H77V255H75ZM149 254H150V256H149ZM177 254H179V256H177ZM2 255V256H1ZM7 255V254H6ZM75 255V256H74ZM175 256H177V257H175ZM186 256H188V257H186ZM195 256V257H194ZM199 256H201L202 258H203V260H202V258H200ZM207 256V257H206ZM3 257V258H2ZM191 257V258H190ZM35 259H36V257H34ZM175 258H176V260L178 261H176L175 260ZM194 258V259H193ZM198 258H200V259H198ZM3 259H7V261H9V262H7L6 263V260H3ZM109 259H110V257H108V258H104L103 260H102V264H109ZM183 259V260H182ZM187 259V260H186ZM42 260V261H41ZM105 260V261H104ZM173 260H175V262L173 261ZM186 260V261H185ZM5 261V262H4ZM104 261V262H103ZM173 261V262H172ZM198 261V262H197ZM181 262V263H180ZM195 262V263H194ZM224 264H229V263H227V262H224Z\"/></svg>",
	"mask_w": 264,
	"mask_h": 264
}]
</instances>
